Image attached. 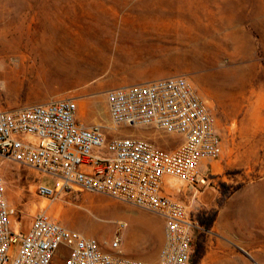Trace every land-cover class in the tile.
<instances>
[{"label":"rangeland","instance_id":"rangeland-1","mask_svg":"<svg viewBox=\"0 0 264 264\" xmlns=\"http://www.w3.org/2000/svg\"><path fill=\"white\" fill-rule=\"evenodd\" d=\"M70 61L79 65L67 71ZM174 76L196 86L224 145L202 193L177 179L166 186L195 218L218 211L211 230L196 234V246L205 244L200 264H264V0H0V111L74 98L79 122L101 126L108 139L131 136L174 151L179 136L114 129L106 100L110 89ZM0 175L17 210L16 234L27 233L41 209L102 245L124 221L123 254L157 260L159 215L88 191L48 200L38 186L53 187L50 178L1 158ZM223 184L232 194L220 206Z\"/></svg>","mask_w":264,"mask_h":264},{"label":"built area","instance_id":"built-area-1","mask_svg":"<svg viewBox=\"0 0 264 264\" xmlns=\"http://www.w3.org/2000/svg\"><path fill=\"white\" fill-rule=\"evenodd\" d=\"M106 100L114 129L154 127L183 143L169 151L131 136L108 139L101 126L79 122L76 99L63 98L0 111V158L50 178L53 187L38 186L48 200L88 191L159 215L164 239L158 259L123 254L124 221L117 223L115 238L102 245L41 209L33 214L28 232L16 234L12 226L17 210L9 204L7 182L0 175V264H60L58 257L62 264L193 263L202 228L192 205L167 194L166 186L177 179L196 196L210 184L209 166L224 151L216 116L185 76L110 89Z\"/></svg>","mask_w":264,"mask_h":264},{"label":"trees","instance_id":"trees-1","mask_svg":"<svg viewBox=\"0 0 264 264\" xmlns=\"http://www.w3.org/2000/svg\"><path fill=\"white\" fill-rule=\"evenodd\" d=\"M232 192H230L229 187L223 184V195L219 200V205L222 206L223 203L231 196ZM218 211H212L209 214L205 215H198L197 222L199 223L200 227L204 231L211 230L213 227L214 222L216 221ZM202 234V233H201ZM204 235V233L202 234ZM203 237V236H202ZM205 256V244L204 242H197V246L195 247V251L193 254V263L192 264H200L202 259Z\"/></svg>","mask_w":264,"mask_h":264},{"label":"bare ground","instance_id":"bare-ground-1","mask_svg":"<svg viewBox=\"0 0 264 264\" xmlns=\"http://www.w3.org/2000/svg\"><path fill=\"white\" fill-rule=\"evenodd\" d=\"M221 50V49H220ZM220 55V54H219ZM222 55V54H221ZM218 58V57H217ZM69 63V62H68ZM79 64H78V62H76V61H70V63L69 64H67L66 66H68V68H67V71H69L71 68L73 69L74 67H77ZM43 207H45V206H43ZM261 209V208H260ZM263 241H264V239H263ZM263 252V251H262Z\"/></svg>","mask_w":264,"mask_h":264},{"label":"crops","instance_id":"crops-1","mask_svg":"<svg viewBox=\"0 0 264 264\" xmlns=\"http://www.w3.org/2000/svg\"><path fill=\"white\" fill-rule=\"evenodd\" d=\"M211 165H213V163H211ZM157 259H158V257H157Z\"/></svg>","mask_w":264,"mask_h":264}]
</instances>
